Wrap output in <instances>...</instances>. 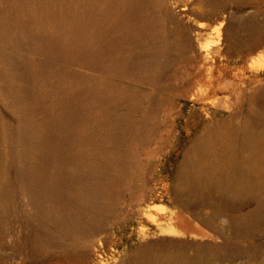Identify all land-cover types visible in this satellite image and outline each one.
<instances>
[{
    "label": "rangeland",
    "instance_id": "obj_1",
    "mask_svg": "<svg viewBox=\"0 0 264 264\" xmlns=\"http://www.w3.org/2000/svg\"><path fill=\"white\" fill-rule=\"evenodd\" d=\"M0 264H264V0H0Z\"/></svg>",
    "mask_w": 264,
    "mask_h": 264
},
{
    "label": "water",
    "instance_id": "obj_2",
    "mask_svg": "<svg viewBox=\"0 0 264 264\" xmlns=\"http://www.w3.org/2000/svg\"><path fill=\"white\" fill-rule=\"evenodd\" d=\"M230 18V17H229ZM176 192V191H175ZM176 194V193H175ZM176 201V200H175ZM178 203V202H177ZM178 205L185 211V212H187V213H189L190 214V216L193 218V219H195V220H197V221H201L202 222V218H205V216L204 215H201V214H199V213H197L196 211H194L190 206H186L184 203H178ZM203 216V217H202ZM225 217H223L222 219H224ZM220 238H223V236L222 235H220ZM208 243H210V244H213V245H216V244H219L218 242H214V243H212V242H208ZM147 244V242H143L141 245H146Z\"/></svg>",
    "mask_w": 264,
    "mask_h": 264
},
{
    "label": "bare ground",
    "instance_id": "obj_3",
    "mask_svg": "<svg viewBox=\"0 0 264 264\" xmlns=\"http://www.w3.org/2000/svg\"><path fill=\"white\" fill-rule=\"evenodd\" d=\"M213 28L216 30L217 33L216 32L215 33L218 35V38H220L221 36L219 37V35L224 34L225 33V29H226V26L223 24V19L216 20V23H215ZM181 242L182 241H179V242L176 241V243H181Z\"/></svg>",
    "mask_w": 264,
    "mask_h": 264
}]
</instances>
